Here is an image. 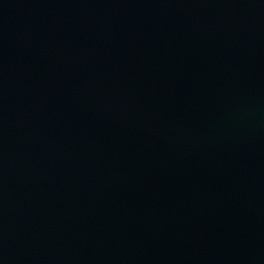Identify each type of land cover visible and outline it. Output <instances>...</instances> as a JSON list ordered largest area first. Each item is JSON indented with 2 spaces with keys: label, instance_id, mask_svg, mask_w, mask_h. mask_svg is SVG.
<instances>
[{
  "label": "water",
  "instance_id": "obj_1",
  "mask_svg": "<svg viewBox=\"0 0 264 264\" xmlns=\"http://www.w3.org/2000/svg\"><path fill=\"white\" fill-rule=\"evenodd\" d=\"M0 264H264V0H0Z\"/></svg>",
  "mask_w": 264,
  "mask_h": 264
}]
</instances>
